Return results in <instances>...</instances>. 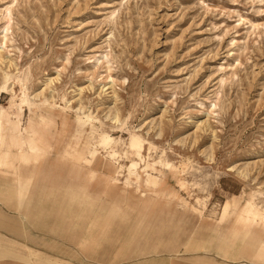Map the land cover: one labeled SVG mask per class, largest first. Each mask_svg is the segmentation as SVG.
Listing matches in <instances>:
<instances>
[{
	"label": "rangeland",
	"instance_id": "rangeland-1",
	"mask_svg": "<svg viewBox=\"0 0 264 264\" xmlns=\"http://www.w3.org/2000/svg\"><path fill=\"white\" fill-rule=\"evenodd\" d=\"M6 75L7 264H264V0H0Z\"/></svg>",
	"mask_w": 264,
	"mask_h": 264
},
{
	"label": "crops",
	"instance_id": "crops-1",
	"mask_svg": "<svg viewBox=\"0 0 264 264\" xmlns=\"http://www.w3.org/2000/svg\"><path fill=\"white\" fill-rule=\"evenodd\" d=\"M24 144H25V141L24 142H22V140H20V139H15V141H14V143L12 144V145H14V146H16V148H18V151H19V156L21 157V159L22 160H27L28 161V159L30 158V157H28L27 156V150H25L24 149ZM1 146V145H0ZM31 153V155L33 156V155H35L36 153L35 152H30ZM4 153L3 152H1L0 153V158H2V155H3ZM5 156H7V153H6V155ZM36 159H37V157H38V155H35L34 156ZM91 167V166H90ZM90 169H88V171H89ZM91 171V170H90ZM3 212V211H2ZM0 214H1V211H0ZM7 220H5V219H0V231H3V232H6L7 231ZM30 241H33V242H35V241H37V240H30ZM33 242H30V245H32L33 246ZM6 243V242H5ZM42 243H44L45 245H47V248L48 249H50L51 250V247H55V246H58L56 243H58V242H56V240H42ZM29 244V243H28ZM1 247L3 246V245H0ZM5 246H6V244H5ZM30 249H31V247H30ZM32 250V249H31ZM6 253V252H5ZM18 254V253H17ZM16 254V256H18ZM41 254H43V253H41ZM44 255H46L47 256V260L50 262V261H55V260H58V261H62V262H68V260H70V256H71V254H62V253H55L54 251H49V252H47V253H44ZM3 256H4V253L2 252V249L0 250V264H7V261H6V259L5 260H3L4 258H3ZM15 264H18V263H15Z\"/></svg>",
	"mask_w": 264,
	"mask_h": 264
},
{
	"label": "bare ground",
	"instance_id": "bare-ground-1",
	"mask_svg": "<svg viewBox=\"0 0 264 264\" xmlns=\"http://www.w3.org/2000/svg\"><path fill=\"white\" fill-rule=\"evenodd\" d=\"M5 30H6V28H5ZM4 39H5V37H4ZM10 80H11V78H10L8 75H6V76H5L6 84H4L3 86H0V93H6V92H8V91L10 90L11 86L9 87V85H8V83L10 82ZM28 104H29V97H27V96L25 95V98H23L22 101L20 102V107H22V106H27ZM33 107L37 108L36 105H30V106L28 107L30 112L32 111V108H33ZM79 118H81V117H79ZM86 119H87V120H90V119H91V116L86 117ZM14 127H15V128L18 130V132H19V130L21 129V122H20V121H17V122L15 123ZM19 137H20V135H19V133H18V134L16 135V139H19ZM108 139H109L108 136H104V137H103V144L109 142ZM137 146H139V142L136 141V140L134 139L133 142H132V144H131V147H130V144H129L130 153L133 152V150H134L135 148H138ZM242 218H243V217H242ZM242 218H241V219H242ZM256 218H257V217H251L250 219H247V220H246V223H248V221H251V223H254V224H255V222H256ZM238 220H240V219H238ZM238 224H239V223H238ZM240 224H241V223H240ZM240 224H239V225H240ZM263 245H264V244H263ZM228 251H229V250H228ZM256 258H257V260L259 259L260 261H264V256L262 255L261 252L258 253V255H257Z\"/></svg>",
	"mask_w": 264,
	"mask_h": 264
}]
</instances>
